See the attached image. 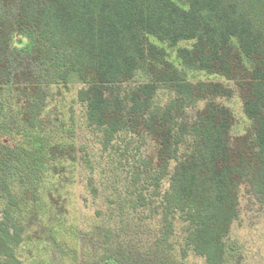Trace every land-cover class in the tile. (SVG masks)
Masks as SVG:
<instances>
[{
	"label": "trees",
	"instance_id": "1",
	"mask_svg": "<svg viewBox=\"0 0 264 264\" xmlns=\"http://www.w3.org/2000/svg\"><path fill=\"white\" fill-rule=\"evenodd\" d=\"M152 37L191 42L178 50L181 68ZM187 70L240 88L251 122L242 147L233 148L235 116L223 102L234 89L193 82ZM74 72L83 81L82 119L104 149L124 133L154 143L113 210L159 213L154 256L172 246L180 216L187 245L207 264H225L237 250L229 237L244 184L264 209V0H0V264H24L17 248L25 219L56 213L52 185L68 164L95 173L100 165L99 154L77 149L78 129L54 125L48 111L53 88L67 87ZM112 224L85 235L79 264H141Z\"/></svg>",
	"mask_w": 264,
	"mask_h": 264
},
{
	"label": "rangeland",
	"instance_id": "2",
	"mask_svg": "<svg viewBox=\"0 0 264 264\" xmlns=\"http://www.w3.org/2000/svg\"><path fill=\"white\" fill-rule=\"evenodd\" d=\"M18 41L20 42L19 39ZM151 41L164 47L168 59L179 68L182 67L178 50L190 47L191 42L182 41L176 46H170L153 37ZM186 72L188 79L193 82H220L234 89V97L230 100L223 99V102L232 108L235 116L231 129L233 148L242 147L244 138L251 133V122L243 110L240 88L233 80L222 75L197 70ZM82 86L83 81L78 74L72 73L67 87L59 90L53 88V102L50 103L48 111L51 112L54 125L73 124L78 129L77 149L86 146L90 153L99 154L100 165L95 173V170L82 166L79 162L68 164L63 178L52 185L56 213L50 217L46 216L45 219L41 213L38 215L32 212L27 216V237L17 248L18 257L24 264H79L84 255L82 245L85 235L90 234L94 238L92 233L96 225L105 228L112 222L117 224L118 233L121 234L119 239L130 241L134 246V253H137L135 257L141 264H207L204 257L197 255L187 245L186 223L180 216L175 219V230L169 238L172 246H167L166 243L160 254L154 256L157 250L153 247V242L157 236L153 233L156 232V227H160L159 213L153 215L151 210L146 209L137 214L130 212L123 216L113 210L117 206V197H123L122 194L126 193L128 186L130 187L133 165L139 162L142 155L154 154V143L124 133L117 139L114 148L104 149L103 144L99 142L100 135L94 134L82 119L83 108L78 101V91ZM160 98L163 102L168 100L165 93H162ZM0 140L2 141V138ZM1 152L3 154L0 148ZM79 155L77 154L78 157ZM90 173L94 175L100 188L98 197H93L88 189ZM164 188H168V182H165ZM105 236L103 233L100 242L102 239L104 241ZM229 242L237 250L225 264H264V209L251 195L246 184L240 191V213L232 225ZM127 257L128 255H125V258ZM130 261L131 259L124 264L134 263Z\"/></svg>",
	"mask_w": 264,
	"mask_h": 264
}]
</instances>
